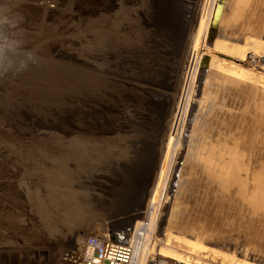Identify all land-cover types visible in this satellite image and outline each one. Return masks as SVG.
Masks as SVG:
<instances>
[{"label": "rangeland", "instance_id": "obj_1", "mask_svg": "<svg viewBox=\"0 0 264 264\" xmlns=\"http://www.w3.org/2000/svg\"><path fill=\"white\" fill-rule=\"evenodd\" d=\"M91 1L0 0V66L36 58L0 75V118L23 140L54 141L20 117L41 122L33 97L53 81L46 66L62 82L74 72L110 80L116 96L88 121L87 170L60 164L53 176L83 206L52 204L56 220H38L36 234L1 229L0 264H56L67 245L106 232L126 242L142 232L132 240L143 264H264V0ZM101 11L116 24H103L113 30L100 47ZM84 20L90 47L74 29Z\"/></svg>", "mask_w": 264, "mask_h": 264}, {"label": "bare ground", "instance_id": "obj_2", "mask_svg": "<svg viewBox=\"0 0 264 264\" xmlns=\"http://www.w3.org/2000/svg\"><path fill=\"white\" fill-rule=\"evenodd\" d=\"M89 1L92 2L91 0H89ZM104 1H106V0H104ZM80 4L81 3H79V5ZM102 11L100 12L101 14L99 13L100 14V18L98 20L99 30L95 34V36L94 35L90 36L88 34L89 29L87 30V25L88 24L90 25V22H91V21L89 22V20L88 21L84 20L83 22L80 21L82 23H79L77 26L75 25L76 27H74V29H77L78 32L84 33L83 35H80V36H82L84 38V39L82 38L81 40L85 42L84 45L86 47L88 46L86 41L90 42L94 37H96V40L99 38V40H97L99 42L96 43V45L94 43V46H97V45H99L100 47H101V45L104 46L105 44H103L102 42L107 43L105 40V39H107L106 34L109 32L112 33V30H113L112 27L110 26V28H109L110 30H108V28H106V26L113 25L115 23L114 18L116 19V17H114V18H111V16H109V18L103 17L104 13ZM110 11H111V15H113L112 9L109 10V12ZM91 23L93 24V22H91ZM104 23H106L105 24L106 26H103ZM119 25H120V23H119ZM66 27H68L67 24H66ZM89 27L91 28L92 26H89ZM96 27H95V29H96ZM85 33H87V34H85ZM87 35H89V36L87 37ZM112 35H114V34H112ZM100 36H102V37L105 36V37L102 39V37H100ZM77 37H79V36L77 35ZM91 37H93V38H91ZM210 43H211V40H209V44ZM91 46H93V43L91 44ZM88 47H90V46H88ZM201 47H203V45H201ZM104 48H106V47H104ZM104 48L103 47L101 48L102 49V55L101 56L106 55L107 51H104ZM252 48H250V50H252ZM91 49H93V48H91ZM91 49L89 48L88 50H86V51H88V54L91 53ZM246 49L247 48L244 46L243 51L245 50L247 52ZM255 49H257V48H255ZM243 51L241 50V52H243ZM98 52H100V49ZM98 55H99V53H98ZM241 55H244V54L241 53ZM207 61H208V59H206L205 62H207ZM258 64H260V63H258ZM258 64H257V66H258ZM48 68L49 67H47V66L44 68L45 73L53 75L54 76V77H52L53 81L50 82V80H49L48 83H45V84H48L45 89L40 90V88H39L38 90H35V91H37L35 94L38 93L39 97L38 98L36 96L33 97L36 99L35 102H37V103L38 102L40 103V101H37V100L46 99V101L48 102V105H49V107L47 106L48 108L46 107L47 109L46 108L43 109V108H41L42 105H39L40 106L39 107L37 103H36V105L34 104L35 106H37V108H35L36 110H34V108H33L32 113L34 114L35 118L38 116L41 119V122H36V121L29 122V123H31V125H30L29 123H27L25 117H22V115L21 116L19 115V116L22 118L21 120L23 121L22 123L24 124V125L22 124V126L24 128H28L27 125H29L30 126L29 128L31 130H35V132L40 133V134L43 133V135H44V133L46 134L47 132L50 133L49 131H54V133L52 135H50V137L54 136L53 143L47 142V141H42L41 137H40L41 139H39L35 142H33L34 140L31 138L23 140V136L25 135L23 133H25L24 132L25 129L23 130L21 127H18L16 124L17 123L16 121H15V123L11 122L10 123L11 125H10L9 122L12 120L11 119L12 117H10L11 120L9 119L8 122L3 121V119L0 118V230L1 229L4 230L6 227L7 228H13L14 230L17 228L16 230H21V231L27 230L28 231L27 233H29V234H31V233L36 234L37 230H39V229H37L36 226H37L38 220H40L41 218H43L42 219L43 223H44L43 226H46V228H47L48 225H45V224L49 223V221H50L48 218V210L50 211L51 208H53L52 211L54 210V206H52V204H56L55 206H57V207H55V209H58L59 206L60 207L61 206L67 207L71 203H72L71 207L74 205H78V203L80 201H78L76 198L79 197V195H81V194H79L80 190L74 191V190H71L72 189V187H71V189L69 188V191H67V186H65V185H67L68 183L64 182L63 180H62L63 182L62 181H58V182H59V184H62L63 185L62 187H64V188H63V190L62 189L58 190L57 189L58 187L54 186L55 182L53 180H55V179L53 176L55 175V173L58 172L57 166L60 164H62L63 166L66 165L65 167H67L68 163H70V165L73 166L72 168L70 167L71 168L70 173H73L74 170L77 168L82 169V171H83V169L87 170L88 162L85 160L86 159L85 155L87 154L88 150L94 149V146H95V144H88V142L86 140V139H88L87 135L89 134V133L88 134L85 133V131L87 130L88 124H89L88 121L94 117V114H95L94 111H96V113H97V110H100L98 108L103 107L101 101H105L108 97L111 100H113L112 98L115 99V97H116L114 95V92L112 90H110V88H109L108 84L112 83V82H110V80H106V79L103 80L99 76L91 74V73H87V72H85L86 74H83V75H82V72H80L81 74H79V72L78 73L74 72V73H72V75L71 74L68 75L69 78L68 79L66 78L67 82H62L61 80H59V78L57 76H56L57 78L55 79V72L52 69H50V68L48 69ZM261 69L264 70V66L261 67ZM59 71H61V70H59ZM53 72H54V74H53ZM256 74H257V72H256ZM48 77H50V76H48ZM82 78L85 81H82ZM32 79H33V77H32ZM34 79H36V78H34ZM59 82H62L61 86L59 85L60 84ZM114 85H116V84L114 83ZM106 86H107V88L105 89ZM22 92L23 91H21V93ZM33 93L34 92L32 91L31 94H33ZM59 93L60 94H66V102H65V100H60L59 97H61V96H58ZM28 94L29 93H27V95ZM29 96H30V94H29ZM7 98H9V96ZM12 98L9 100H12ZM20 98H19V100H20ZM14 99L11 102H14L15 101ZM35 99H33V100H35ZM61 99H63V98H61ZM107 101H109V100H107ZM15 102L17 104L18 100H16ZM23 102L24 101H22V103ZM18 103H20V101ZM25 103H26V101H25ZM22 106H25V105L22 104ZM109 106H110V104H109ZM112 106H115V105H112ZM25 110H26V107H25ZM9 111H8V113H9ZM102 111H104V108ZM100 112H101V110H100ZM12 113L14 114V111ZM29 113H31V112H29ZM32 113H31V115H32ZM103 113H105V112H103ZM28 114H25V116L28 117V119H29V116H27ZM92 115H93V117H92ZM95 115L98 116V114H95ZM8 116H9V114H8ZM12 116H15V114ZM41 116H44V118L49 117V119L52 118L54 124H52L51 126H50V124L49 125L44 124L45 120H47V119L44 120L43 117H41ZM0 117H1V115H0ZM31 118H32V116H31ZM94 120H96V119H94ZM29 121H30V119H29ZM102 121H104V120H102ZM6 122L9 125H6ZM89 127H90V124H89ZM103 127H105V126H103ZM95 128H96V126H95ZM28 132H29V130L27 131V133ZM93 134L94 133H92V135ZM31 135L32 134H30V136ZM96 135H98V134H96ZM20 136H22V138H20ZM26 137H28V136H26ZM56 138H57V140H56ZM65 155L67 157L63 158V157H65ZM91 161H93V160H91ZM108 162H110V161H108ZM107 169H108V167H107ZM115 169H117V168H115ZM108 170H110V168ZM80 172H81V170H80ZM49 173H53L52 176L49 175ZM57 176L59 177L58 174H57ZM106 179H107V177H106ZM71 196H74V198H72ZM85 197H86V195H85ZM79 199H80V197H79ZM44 202H45V206L43 204ZM80 204H81V202H80ZM81 205H79V206H81ZM73 208H75V206ZM64 210H63V212H64ZM68 210H71V209H68ZM75 210H76V208H75ZM58 211H60V210H58ZM67 212L68 211H66L65 213H67ZM24 213H26L28 215H23ZM69 213H70V211H69ZM77 213H79V212H77ZM66 215H63V216H66ZM55 216H54V218H55ZM54 220H56V219H54ZM54 220L52 219V221H54ZM52 221H51V223H49L50 225H52ZM53 223H55V222H53ZM141 224H142V226L144 225L143 223H141ZM54 226H55V224H54ZM42 228H44V227H42ZM49 228H50V226H49ZM49 228H47V229H49ZM43 230H40L41 234H45V233H43ZM1 233L2 232L0 231V234ZM142 235H143L142 232H137L135 235H133V238L135 240H137V239L141 238ZM132 239L129 240V244H130L131 249H132V258L136 262V264H143L144 260H142L141 257L140 258L137 257V253H136V249H135V245H134L135 240H132Z\"/></svg>", "mask_w": 264, "mask_h": 264}, {"label": "built area", "instance_id": "obj_3", "mask_svg": "<svg viewBox=\"0 0 264 264\" xmlns=\"http://www.w3.org/2000/svg\"><path fill=\"white\" fill-rule=\"evenodd\" d=\"M56 264H136L129 242L110 233L87 234L64 247Z\"/></svg>", "mask_w": 264, "mask_h": 264}, {"label": "clouds", "instance_id": "obj_4", "mask_svg": "<svg viewBox=\"0 0 264 264\" xmlns=\"http://www.w3.org/2000/svg\"><path fill=\"white\" fill-rule=\"evenodd\" d=\"M35 57L32 53H28L27 57L24 59L23 63L20 65H15V64H11V65H5V66H0V75H3L4 73L14 70V69H18V70H23L24 68H26L28 66V62H33L35 63Z\"/></svg>", "mask_w": 264, "mask_h": 264}]
</instances>
